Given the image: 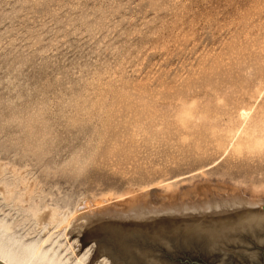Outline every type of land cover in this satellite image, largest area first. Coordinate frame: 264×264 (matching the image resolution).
I'll use <instances>...</instances> for the list:
<instances>
[{"label": "rangeland", "instance_id": "obj_1", "mask_svg": "<svg viewBox=\"0 0 264 264\" xmlns=\"http://www.w3.org/2000/svg\"><path fill=\"white\" fill-rule=\"evenodd\" d=\"M0 222L67 264H264V0H0Z\"/></svg>", "mask_w": 264, "mask_h": 264}, {"label": "bare ground", "instance_id": "obj_2", "mask_svg": "<svg viewBox=\"0 0 264 264\" xmlns=\"http://www.w3.org/2000/svg\"><path fill=\"white\" fill-rule=\"evenodd\" d=\"M7 231H8L7 227L0 226V262L1 263L3 264H67L59 256H56L55 253H51L52 251L50 252V249L45 248L42 241L40 242L30 241L29 243H25L15 238H12L8 234L9 231L8 232ZM74 264H83V263L77 261Z\"/></svg>", "mask_w": 264, "mask_h": 264}, {"label": "water", "instance_id": "obj_3", "mask_svg": "<svg viewBox=\"0 0 264 264\" xmlns=\"http://www.w3.org/2000/svg\"><path fill=\"white\" fill-rule=\"evenodd\" d=\"M0 264H3V263L0 262Z\"/></svg>", "mask_w": 264, "mask_h": 264}]
</instances>
